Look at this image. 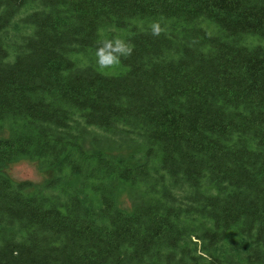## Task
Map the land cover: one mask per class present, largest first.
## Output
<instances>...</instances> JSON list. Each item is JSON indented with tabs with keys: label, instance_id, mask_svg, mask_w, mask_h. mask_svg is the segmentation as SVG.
I'll list each match as a JSON object with an SVG mask.
<instances>
[{
	"label": "trees",
	"instance_id": "obj_1",
	"mask_svg": "<svg viewBox=\"0 0 264 264\" xmlns=\"http://www.w3.org/2000/svg\"><path fill=\"white\" fill-rule=\"evenodd\" d=\"M0 264H264V0H0Z\"/></svg>",
	"mask_w": 264,
	"mask_h": 264
},
{
	"label": "rangeland",
	"instance_id": "obj_2",
	"mask_svg": "<svg viewBox=\"0 0 264 264\" xmlns=\"http://www.w3.org/2000/svg\"><path fill=\"white\" fill-rule=\"evenodd\" d=\"M116 64L105 69L112 70ZM12 179L16 181L29 180L35 183H42L54 176V170L42 168L40 160L18 158L9 162L2 168ZM118 205L122 209H129L131 202L128 196V189L125 188L118 197Z\"/></svg>",
	"mask_w": 264,
	"mask_h": 264
},
{
	"label": "clouds",
	"instance_id": "obj_3",
	"mask_svg": "<svg viewBox=\"0 0 264 264\" xmlns=\"http://www.w3.org/2000/svg\"><path fill=\"white\" fill-rule=\"evenodd\" d=\"M152 27L154 34H159V24H153ZM131 50V47L120 39H116L114 42L111 40L105 41L103 46L96 52V56L98 57L97 63L101 68H108L119 63L120 55H130Z\"/></svg>",
	"mask_w": 264,
	"mask_h": 264
}]
</instances>
